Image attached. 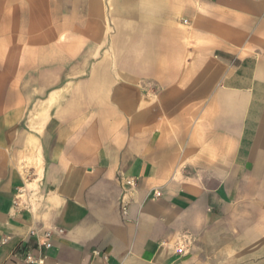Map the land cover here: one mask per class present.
Listing matches in <instances>:
<instances>
[{
	"label": "crops",
	"instance_id": "0c3cea01",
	"mask_svg": "<svg viewBox=\"0 0 264 264\" xmlns=\"http://www.w3.org/2000/svg\"><path fill=\"white\" fill-rule=\"evenodd\" d=\"M80 5L0 19V264H264V0Z\"/></svg>",
	"mask_w": 264,
	"mask_h": 264
},
{
	"label": "rangeland",
	"instance_id": "374dc122",
	"mask_svg": "<svg viewBox=\"0 0 264 264\" xmlns=\"http://www.w3.org/2000/svg\"><path fill=\"white\" fill-rule=\"evenodd\" d=\"M74 1H77V5H73ZM81 1L83 2V0H0V19L1 17L4 19V14L7 13L8 21L10 22V19L14 20L13 30H16V32H14V37L15 33L18 31L17 35L23 33V37L26 39L32 32H36L40 29L46 30L48 25L52 23L55 25L56 31L61 38H63L62 30L64 29V24L67 30L71 26L72 39L78 41L79 37L77 34L82 24L85 22V19L90 16L91 12H93L91 15L95 14L94 9L92 10L90 5H80ZM103 4L106 25L105 33L109 34L110 0H103ZM1 14L3 15L1 16ZM68 20H71L70 23H72V25H68ZM93 49V46L87 47L88 51ZM85 62L86 58H73V70L83 65ZM73 76L76 77V75Z\"/></svg>",
	"mask_w": 264,
	"mask_h": 264
},
{
	"label": "built area",
	"instance_id": "2783aa9c",
	"mask_svg": "<svg viewBox=\"0 0 264 264\" xmlns=\"http://www.w3.org/2000/svg\"><path fill=\"white\" fill-rule=\"evenodd\" d=\"M126 185H127L129 188H132V187L134 186V182H133V180H132V179L127 180V181H126ZM154 195H155L156 197H159V196H160L159 193H154ZM123 211H124V209H123ZM48 238H49V235L46 233V234L44 235V239H45L46 241H45L44 243H42V246H43L45 249H48V248L50 247L49 242H47ZM183 252H184V245H183V243H180V245H178L177 248H176V253H177V254H181V253H183ZM95 254H97V253H95ZM24 261H25L26 264H42V260H35V259H34L33 257H31L30 255H26Z\"/></svg>",
	"mask_w": 264,
	"mask_h": 264
},
{
	"label": "bare ground",
	"instance_id": "6f19581e",
	"mask_svg": "<svg viewBox=\"0 0 264 264\" xmlns=\"http://www.w3.org/2000/svg\"><path fill=\"white\" fill-rule=\"evenodd\" d=\"M41 161H39V162H37L36 164H35V166H36V171L37 172H40V167H41V163H40Z\"/></svg>",
	"mask_w": 264,
	"mask_h": 264
}]
</instances>
